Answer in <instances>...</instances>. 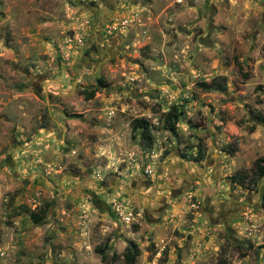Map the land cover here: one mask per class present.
I'll return each instance as SVG.
<instances>
[{
  "label": "rangeland",
  "instance_id": "rangeland-1",
  "mask_svg": "<svg viewBox=\"0 0 264 264\" xmlns=\"http://www.w3.org/2000/svg\"><path fill=\"white\" fill-rule=\"evenodd\" d=\"M259 115L264 0H0V264H264Z\"/></svg>",
  "mask_w": 264,
  "mask_h": 264
},
{
  "label": "trees",
  "instance_id": "trees-1",
  "mask_svg": "<svg viewBox=\"0 0 264 264\" xmlns=\"http://www.w3.org/2000/svg\"><path fill=\"white\" fill-rule=\"evenodd\" d=\"M101 80H99V83L101 85ZM214 85H208L206 83H201L199 84V87L204 89V90H219V91H224L225 90V85L224 83L221 82H214ZM95 89L90 91V92H84L85 98L86 99H91L94 96ZM179 114L175 111V108L171 112H169L165 118V123L164 126L166 129L170 130L173 132L175 130V125L178 121ZM256 119L264 126V117L259 115L256 117ZM149 123L145 119H135L132 124V131L137 132L138 129L144 128L148 129ZM246 175H244L243 172H238L232 177V181L238 185L244 186V181L246 180ZM264 177V156L260 157L255 160L254 162V176L251 178V180L254 181V178L257 180L261 179ZM254 181V182H256ZM262 200L264 201V191L262 192L261 195ZM30 218L34 223L40 222L41 218L34 214H30ZM100 256L101 260L103 262H107V256L105 254V250L102 249H97V251ZM140 252L137 247V245L133 242L130 241L128 245L125 248L124 254H123V259L126 264H135L137 257L139 256ZM113 258V257H112Z\"/></svg>",
  "mask_w": 264,
  "mask_h": 264
}]
</instances>
